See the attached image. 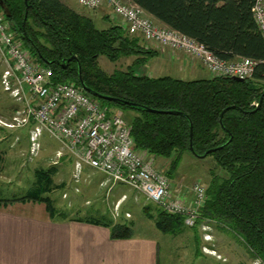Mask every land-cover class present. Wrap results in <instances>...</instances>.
<instances>
[{
	"label": "trees",
	"instance_id": "trees-1",
	"mask_svg": "<svg viewBox=\"0 0 264 264\" xmlns=\"http://www.w3.org/2000/svg\"><path fill=\"white\" fill-rule=\"evenodd\" d=\"M2 1L0 13L11 30L36 61L52 67L55 80L81 84V75L90 93L102 102L137 111L131 119L135 146L154 161L156 156L172 157L165 172L170 178L183 152L213 156L216 165L210 167L207 198L194 226L206 219L229 227L245 241L254 260L264 264V97L260 103L264 36L252 13L255 0H131L222 59L256 60L253 75L244 80L228 75L186 79L139 72L135 64L158 51L142 43L141 36L129 34L123 23L100 29L91 17L62 0ZM101 55L114 62L122 57L136 59L126 68L108 72L99 65ZM56 171V165L38 168L25 194L0 196V203L40 200L58 215L50 195L59 185L53 177ZM145 211L164 232L175 233L187 226L182 215L159 206L156 213ZM101 217L91 219L110 225L112 237L134 233L132 221L115 220L109 214Z\"/></svg>",
	"mask_w": 264,
	"mask_h": 264
},
{
	"label": "built area",
	"instance_id": "built-area-1",
	"mask_svg": "<svg viewBox=\"0 0 264 264\" xmlns=\"http://www.w3.org/2000/svg\"><path fill=\"white\" fill-rule=\"evenodd\" d=\"M78 2L90 10L110 9L129 34L142 36L172 52H183L213 75L247 78L253 75L258 63L249 57L222 59L196 39L156 23L144 8L131 0ZM252 13L264 36V0H255ZM1 65L4 89L21 104L15 121L34 122L33 150L39 148L38 138L47 131L75 157L77 175L82 173L84 165H89L113 182L129 184L162 209L182 215L187 226L197 223L207 198V183L195 180L189 188L173 185L154 158L136 148L132 122L124 111L102 102L73 80H55L52 67L34 59L3 15L0 16Z\"/></svg>",
	"mask_w": 264,
	"mask_h": 264
},
{
	"label": "rangeland",
	"instance_id": "rangeland-1",
	"mask_svg": "<svg viewBox=\"0 0 264 264\" xmlns=\"http://www.w3.org/2000/svg\"><path fill=\"white\" fill-rule=\"evenodd\" d=\"M71 1L73 7L78 11H82L84 14H89L90 16L92 15L96 26L100 29L107 28L113 23H122V20L115 15L110 20L101 18L99 15L95 16L96 12L103 8L90 10L79 4L78 0ZM98 12L102 13L101 11ZM103 14H106V11ZM17 38L22 42L23 47L27 48L23 40L20 37ZM141 39L142 43L156 49L158 52L155 56H148L146 60L136 63L134 67L137 71L146 72L154 76L170 74L186 79L205 76L202 72L194 71L191 67H176V60L185 58V56H188L187 54L179 51L172 52V50L165 48L162 49L154 43L145 40L142 36ZM188 57L187 59H190V56ZM135 59L136 56L122 57L114 62L109 60L107 56L101 55L99 57V65L106 71L112 72L116 68H126ZM203 71L205 74L207 73L205 69ZM19 108H21V104L16 101L9 91L4 90L2 83H0V136H2L1 138L7 137L6 140H0L1 197H13L25 194L35 182V166L47 167L56 165L58 171H56L53 177L55 183L59 185L50 192V195L60 212L58 215L61 217H63V213L67 215H80L87 218H102L103 214H109L115 220L132 221L135 226L134 229L137 232L150 233L156 229L162 245V264H263L253 263V257L247 244L234 230L220 224L216 225V230L214 226L207 224L208 222L206 223L208 221L206 219H202L196 227L185 226L184 229L175 232L176 234L173 232L165 233L159 230L156 228L153 216H149L145 211L147 209L152 213H156L158 205L155 202L147 199L142 192L137 191L126 183H114L108 179L109 181L105 184H96V180L104 178L103 173L97 172L99 170L90 169L87 171L88 180L82 176L83 171L77 175L75 157L70 152L73 162L67 160L66 156L63 159L61 156L53 155L51 157L52 154H48V152L55 153L56 148L62 146V143L48 132L41 136V140L49 146L38 157V160H33L32 154H35L39 148L33 150L31 147L33 152L22 150L23 148L19 146V140H15V134L11 135L9 130L5 129H9L10 125H22L14 119ZM122 110L125 117L129 120L137 113L134 109ZM13 123L15 124L12 125ZM13 140H15L13 144H10ZM22 159L23 161L21 162ZM171 160L172 157L156 156L155 164L166 172ZM215 165V160L211 155L197 156L189 151H185L171 176L173 182H177L178 184H173L178 186L184 185L189 188L195 180H202L208 183L211 178L210 167H215ZM216 232L225 241L221 247L223 248L222 251L228 255L226 261L222 260L224 258H221L222 256L218 255L215 251L212 253L217 257L219 256L218 259L221 258L220 260L214 258L212 261L211 257H207L211 253L208 254L210 250L205 245H208L207 242L211 243L213 239H217L215 236ZM217 245L219 246L218 241ZM197 249L198 251H203L205 255L202 253L198 254Z\"/></svg>",
	"mask_w": 264,
	"mask_h": 264
},
{
	"label": "crops",
	"instance_id": "crops-1",
	"mask_svg": "<svg viewBox=\"0 0 264 264\" xmlns=\"http://www.w3.org/2000/svg\"><path fill=\"white\" fill-rule=\"evenodd\" d=\"M62 1L75 9L71 0ZM75 10L78 11L77 9ZM98 11L95 16L99 15L106 20L113 18L111 10L106 7ZM105 11L106 14H103ZM78 12L83 13L82 11ZM87 16L92 18V15L88 14ZM150 17L156 23L165 25L154 19L151 15ZM185 58L180 60L176 58V67H191L194 71L202 72L205 75L204 77L212 75L196 59L192 57L187 59L189 58L188 56H185ZM204 69L207 71L206 74L203 71ZM3 70L4 66L1 65L0 83H2ZM33 127L34 122L31 121L17 126L10 125L9 129H5L9 130L11 135L15 134V140H19V146L23 148L22 150L32 151L31 136ZM44 133H47V131H44L38 138L39 149L35 154L31 153L33 160H38V157L49 146L41 140V136ZM6 138L4 137L0 140H6ZM15 140L10 144H13ZM48 154H52L51 157L53 155L61 156L63 159L67 157V160L73 162L72 155L63 144L56 148L55 153L48 152ZM35 167L36 180L38 168L45 167ZM90 169L94 170L91 166L84 165V173L82 174L84 179L88 180L86 172ZM102 175L104 178L96 180V184H105L110 180H108L105 173ZM170 179L172 183L178 184L177 182H173L172 178ZM188 196L190 199L191 195L188 194ZM207 224L214 226L217 230L216 225L218 223L208 222ZM156 228L158 227L156 226ZM158 229L161 230L160 228ZM219 235L216 232L215 236L217 239H213L215 242L212 240L211 243L207 242L208 245H205L210 250L208 254L211 253L207 257H211L212 261L214 258L217 260L224 258L222 260L226 261V257H228L222 251L223 248L221 246L225 241ZM159 238L160 236L156 229L150 233L137 232L134 229V233L129 237H112L110 225L80 215H67L66 217L53 215L48 210L46 203L40 200L10 199L0 203V264H162V245ZM217 241L219 242V246L217 245ZM214 251L222 257L218 259L219 256L217 257L212 253ZM197 253L205 255L200 250ZM252 260L253 263H257L254 258Z\"/></svg>",
	"mask_w": 264,
	"mask_h": 264
},
{
	"label": "water",
	"instance_id": "water-1",
	"mask_svg": "<svg viewBox=\"0 0 264 264\" xmlns=\"http://www.w3.org/2000/svg\"><path fill=\"white\" fill-rule=\"evenodd\" d=\"M25 3H28V0H25ZM0 4H3V1H2V0H0ZM72 59H75V57H72ZM233 77L236 78V79H239V80H244V78H243V77H240V76H233ZM80 83H81L82 87H83L86 91L91 92L90 88H88V87L86 86V84L84 83V80H83V78H82L81 75H80ZM94 94L97 95V96H99V97H102V98H104V99H114V97H111V96H101V95H99V94H97V93H94ZM263 97H264V93H263V95H262L261 98H260V103L262 102ZM260 103H258V104H260ZM192 134H193V132H192V130H191V144H190L191 149H193ZM200 156H205V154L200 155Z\"/></svg>",
	"mask_w": 264,
	"mask_h": 264
}]
</instances>
